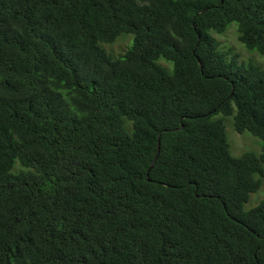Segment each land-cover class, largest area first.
I'll use <instances>...</instances> for the list:
<instances>
[{"label":"trees","instance_id":"16d2710c","mask_svg":"<svg viewBox=\"0 0 264 264\" xmlns=\"http://www.w3.org/2000/svg\"><path fill=\"white\" fill-rule=\"evenodd\" d=\"M233 23L264 54V0H0V264H264V69L220 49Z\"/></svg>","mask_w":264,"mask_h":264},{"label":"rangeland","instance_id":"374dc122","mask_svg":"<svg viewBox=\"0 0 264 264\" xmlns=\"http://www.w3.org/2000/svg\"><path fill=\"white\" fill-rule=\"evenodd\" d=\"M213 35L219 42L220 49L225 53H229L230 57L237 56L240 64L253 62L255 65L264 69V54H260L257 51H250L241 42H239L236 23L231 24L229 29L224 34L213 33ZM133 41V35L121 36L114 43L104 44L102 46L107 53L117 57L124 53L130 45L132 46ZM223 119L230 143V151L234 157H241L247 152H254L257 155L261 154L263 146L261 139L253 136L248 131L243 133L237 132L234 128L232 117H225ZM17 163L19 162L17 161ZM17 169H19V166H17L15 170ZM262 201H264V177L260 190L251 195V199L246 204L245 209L249 210L254 208Z\"/></svg>","mask_w":264,"mask_h":264},{"label":"water","instance_id":"95a60500","mask_svg":"<svg viewBox=\"0 0 264 264\" xmlns=\"http://www.w3.org/2000/svg\"><path fill=\"white\" fill-rule=\"evenodd\" d=\"M201 68H202V66H201ZM180 129H182V127H181ZM176 130H177V129H176ZM160 141H161V134L159 135V145H160ZM159 150H160V146H159ZM157 158H158V154H157V156H156V159H155V160L153 161V163L151 164V167H150L149 171H150V170L152 169V167L154 166V164H155ZM148 175H149V173H148Z\"/></svg>","mask_w":264,"mask_h":264}]
</instances>
